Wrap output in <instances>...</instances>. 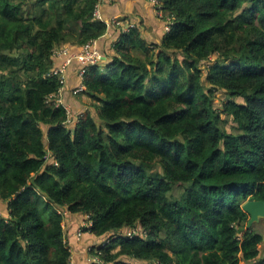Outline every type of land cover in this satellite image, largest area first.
<instances>
[{
    "label": "trees",
    "instance_id": "trees-1",
    "mask_svg": "<svg viewBox=\"0 0 264 264\" xmlns=\"http://www.w3.org/2000/svg\"><path fill=\"white\" fill-rule=\"evenodd\" d=\"M160 2L159 41L119 32L67 123L45 74L104 35L96 0H0V264H71L82 217L102 264H264V0Z\"/></svg>",
    "mask_w": 264,
    "mask_h": 264
},
{
    "label": "crops",
    "instance_id": "crops-1",
    "mask_svg": "<svg viewBox=\"0 0 264 264\" xmlns=\"http://www.w3.org/2000/svg\"><path fill=\"white\" fill-rule=\"evenodd\" d=\"M100 20L107 23L112 18L120 21L122 25L128 23L138 22L142 35L150 42L159 41L160 30L162 26H159L154 20V13L150 3L147 0H104L99 8ZM119 32L115 28H108L102 37L97 39V48L102 53L103 61L106 58V54L109 55L112 52L113 43L116 41ZM152 35L153 37L151 38ZM72 52L79 50L77 47L68 46ZM105 54V55H104ZM102 61V62H103ZM54 63H59L58 60H54ZM78 64L75 61L67 67L66 70V82L62 92V102L65 105L71 107L73 111H79L82 107L79 105L78 100H75L70 93L72 89L77 86L79 79L77 77ZM0 218H8V209L6 204L0 200ZM65 226L70 229L69 239L71 247V264H88L91 260V256L87 251V246L92 240L87 234H84L81 241H74L75 231L83 225L84 218H72L65 222ZM72 226V228H71ZM73 237V238H72Z\"/></svg>",
    "mask_w": 264,
    "mask_h": 264
},
{
    "label": "built area",
    "instance_id": "built-area-1",
    "mask_svg": "<svg viewBox=\"0 0 264 264\" xmlns=\"http://www.w3.org/2000/svg\"><path fill=\"white\" fill-rule=\"evenodd\" d=\"M104 0H96V4L94 7V17L98 20H100L99 15V8ZM149 3L153 5H157L159 7L160 0H147ZM158 3V4H157ZM101 21V20H100ZM106 24V31L110 28H115L118 32L125 34L129 32L131 29L135 28V24L128 23L125 25H122V23L114 18H112L109 22ZM165 31L167 32L169 30V27L165 26ZM51 60H58V65L52 66L47 73L45 74L46 78L52 79L56 78L59 83L61 84V87L58 89V92L54 95H51L47 98L46 102L48 104L53 105L54 107L62 106L66 112L67 116V123L71 122V120L75 117H82V113L79 114V116H74L72 111H68V108H65V104L62 102L61 96L63 92V87L66 82V70L67 67L72 63V61L77 62L78 64V70H77V77L79 79V82L77 86H75L72 91L71 95L80 94L85 90V87L83 85V78L85 76V73L87 72V69L90 66H94L99 64L103 61V56L100 53V51L97 48V41L91 40L83 45L80 46L79 50L76 52H72L68 46H63L61 48L54 49L52 51ZM134 233V232H133ZM133 233H131L133 235ZM130 233L128 234V236ZM79 237V233L77 234ZM92 263L94 264H102V261L100 258L95 255L91 259Z\"/></svg>",
    "mask_w": 264,
    "mask_h": 264
},
{
    "label": "rangeland",
    "instance_id": "rangeland-1",
    "mask_svg": "<svg viewBox=\"0 0 264 264\" xmlns=\"http://www.w3.org/2000/svg\"><path fill=\"white\" fill-rule=\"evenodd\" d=\"M15 2H19V0H14ZM158 4V3H157ZM153 4H150V6L152 7V10H153V13H154V15L155 16H161V11H160V9H159V7L158 6H156L155 8H154V6H152ZM160 5H162V3L161 2H159V6ZM24 9H25V7H24ZM165 26H167V27H169V24L167 23V24H165ZM151 36V38L153 37L152 35H150ZM145 37V36H144ZM210 61L212 62L213 61V59H210ZM203 68V67H202ZM203 74H205V71H203ZM73 97H75V100H78V101H80L81 100V95H79V94H76V95H72ZM226 100V95L224 94V93H222V92H217L216 93V96H215V99H214V102L216 103V104H218V107L224 102ZM87 102H89L88 100H86ZM65 106V108H68V111H72L71 110V107H69L68 105H64ZM81 107L83 106V107H85V106H88V103H86V104H82V105H80ZM82 118L84 117V116H86V112H83L82 113ZM229 127V126H228ZM227 127V128H228ZM229 129V128H228ZM181 191H182V188H178V187H175V189H174V192H173V196H175V197H178L179 196V194L181 193ZM64 225H65V223H64ZM83 225H84V223H83ZM82 225V226H83ZM88 226H90V223H88ZM251 228H252V230L254 231V232H256V233H259V234H261L262 236L264 235V219H259L257 222H255V223H253L252 224V226H251ZM260 249H264V244L262 243L261 245H260ZM87 250H89V248H87ZM91 259H92V257H91ZM70 262H72V260H70ZM88 264H94V263H92V261L90 260V261H88Z\"/></svg>",
    "mask_w": 264,
    "mask_h": 264
},
{
    "label": "water",
    "instance_id": "water-1",
    "mask_svg": "<svg viewBox=\"0 0 264 264\" xmlns=\"http://www.w3.org/2000/svg\"><path fill=\"white\" fill-rule=\"evenodd\" d=\"M242 210L248 215L246 229L251 228L252 224L259 219H264V200L247 201L242 205ZM264 244V235L262 236Z\"/></svg>",
    "mask_w": 264,
    "mask_h": 264
}]
</instances>
